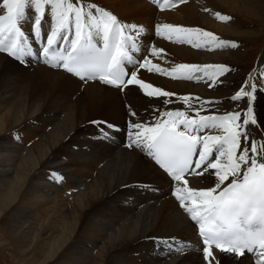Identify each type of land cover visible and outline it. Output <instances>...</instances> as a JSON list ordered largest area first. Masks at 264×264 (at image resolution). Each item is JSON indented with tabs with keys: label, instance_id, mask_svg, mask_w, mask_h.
I'll use <instances>...</instances> for the list:
<instances>
[{
	"label": "bare ground",
	"instance_id": "bare-ground-1",
	"mask_svg": "<svg viewBox=\"0 0 264 264\" xmlns=\"http://www.w3.org/2000/svg\"><path fill=\"white\" fill-rule=\"evenodd\" d=\"M85 2L97 3L114 12L123 23L143 25L146 33L142 43L150 42L163 50L160 58L150 57L153 63L169 69L182 63L222 64L232 69L222 77L224 83L217 87H209L203 77L193 83L146 69L138 70V79L178 96L218 100L209 106L214 112L201 114H221L218 111H227L233 106L228 103V97L244 76L237 69L252 53L244 49L245 43L262 35H258L259 30L252 23L264 24V0H186L175 7L166 6L164 10L151 0ZM205 8L211 11H205ZM215 12L232 19L219 21L212 14ZM164 23L200 28L220 39L236 42L239 47L209 50L174 43L154 34V26ZM23 28L31 35L30 22H25ZM142 53H138L139 56ZM262 57L256 68L263 65L264 55ZM24 61L20 63L6 53H0V140L18 135L20 141H31L28 147L17 150L4 148L0 141V222L4 214L10 216V222L0 227L1 246L7 247L11 256L19 255L23 264H157V261L158 264H205L200 251L202 246L196 239L198 227L171 194L176 184L153 164L145 151L128 146L131 122L152 124L154 109L173 110L185 106L179 101L165 105L162 103L164 98L148 97L137 85L128 86L121 92L96 81H81L64 70L50 67L42 58L25 57ZM130 111L137 115L130 116ZM255 113L264 122V91L257 95ZM56 120L60 121L59 128L56 127V132L49 136L38 135L39 132H33L29 126L30 122L48 126ZM93 120H102L115 127L107 138L103 136L102 141L96 138L95 145L88 144L91 157L85 158L86 147L78 139L74 140V136L90 124L83 130H78L79 125ZM100 125L96 126L99 133L105 127ZM249 131L251 135H258L255 129ZM55 142L59 145L53 148ZM68 144L76 150H66ZM57 154L65 155L66 167H72L71 173H78L76 179L79 182L67 180L61 172H56L62 164L55 163L54 168L38 172L48 173L47 180L42 175V180L40 176L34 177L40 179V182L36 181L39 187L36 188V183L29 179L31 171L46 167ZM52 174L62 179H53ZM186 178L189 186L196 189L207 188L214 181L208 174ZM56 181H63L61 188L64 191L76 188L80 181L87 182L84 192L70 191L64 195L57 189L54 195H40L46 187L51 191V185L56 189L53 185ZM131 187L139 191L128 194L131 196L129 203H123L127 200L123 195ZM150 188L157 192H150ZM115 198L119 201L112 206ZM151 199L153 202L137 209L140 203ZM144 236H152L151 241H143ZM173 239L183 243L173 244L169 252V245L161 242ZM177 247H183L187 252L179 256ZM215 256L219 264H254L255 259L252 255L237 259L218 250H215ZM185 257L189 259L185 260Z\"/></svg>",
	"mask_w": 264,
	"mask_h": 264
},
{
	"label": "snow or ice",
	"instance_id": "snow-or-ice-1",
	"mask_svg": "<svg viewBox=\"0 0 264 264\" xmlns=\"http://www.w3.org/2000/svg\"><path fill=\"white\" fill-rule=\"evenodd\" d=\"M184 2L152 0L161 10ZM212 14L222 22L232 19L220 12ZM25 22L31 24V35L24 31ZM145 33L143 25L123 23L94 2L0 0V53L20 63L25 57L42 58L45 64L63 68L81 81H99L121 92L137 85L148 97L164 98L165 105L177 101L183 104V109H154L152 124L131 122L128 146L145 151L176 184L171 194L198 227L205 264H219L215 250L237 259L251 254L254 264H264V122L255 113L257 95L264 91V65L254 68L233 90L228 97L232 109L222 114H201L214 112L209 106L216 101L178 96L154 87L138 79V70L174 80L204 77L209 87H217L232 69L222 64L162 67L150 57L160 58L163 50L150 42L142 43ZM154 34L197 49L239 47L236 42L196 27L156 24ZM136 115L130 111V116ZM103 123L100 135L107 138L115 126ZM249 129H255L258 137L252 136ZM205 174L214 177L211 186H189L186 177ZM52 178L62 179L56 174ZM161 243L169 245L171 252L173 244L183 242L173 239ZM182 251L183 247H177L178 253Z\"/></svg>",
	"mask_w": 264,
	"mask_h": 264
},
{
	"label": "rangeland",
	"instance_id": "rangeland-1",
	"mask_svg": "<svg viewBox=\"0 0 264 264\" xmlns=\"http://www.w3.org/2000/svg\"><path fill=\"white\" fill-rule=\"evenodd\" d=\"M252 25L255 27V28H257L258 30H259V36L261 35V38H259V39H257V40H253V41H250V42H246L245 43V46H244V49L245 50H249V52L250 51H252V53H251V55H250V57L249 58H247L246 60H244L243 62H244V64L242 65V63L243 62H241L240 63V65H242V67H239L238 69H237V71L239 72V73H242L243 72V80L249 75V73L250 72H252V70L254 69V68H256L257 67V62H258V59H263V55H264V24L262 23V24H258V23H252ZM262 30V31H261ZM256 66V67H255ZM230 108L232 109L233 108V106H230ZM35 115V114H34ZM34 115H32V116H34ZM61 116H63V114L61 115ZM52 124H49L48 126H45L46 125V123H42V122H37V123H35V122H30L29 123V126H31V130L33 131V132H39L38 133V135H43V136H49L50 134H52V133H55L56 131H55V128L57 127V129L59 128V125H60V121L58 120H56V122L55 121H53V122H51ZM59 123V124H58ZM99 123H98V121L97 120H93L92 122H91V124L87 127V129H84L85 128V126H86V123H84L83 125H79L78 126V130H83L82 132L80 131V132H78L77 133V135L76 136H74V140H76V139H78L79 141H81L82 143H83V145H85V153H83L84 154V157L85 158H90L91 157V152L89 151L91 148L90 147H88V144H94L95 142H98V140L100 139L101 141L103 140L102 139V137H100V135L97 133V131H96V129H92V128H96V126L98 125ZM56 125H58V126H56ZM102 125V124H101ZM34 126V127H33ZM53 130V131H52ZM41 131V132H40ZM25 132V131H24ZM8 133H10V132H8ZM58 133H60V132H58ZM94 134V135H93ZM10 135H11V133H10ZM97 136V138H99L98 140H96V136ZM99 135V136H98ZM10 137H12V138H10ZM7 136V137H5L4 139H2V140H0L1 141V144H3L5 147L4 148H6V147H8V148H11V149H20V148H23V147H28L30 144H31V141L29 140V141H27L26 142V140H21L20 141V139H19V137H18V135H16V136ZM18 139H17V138ZM76 138V139H75ZM9 141H8V140ZM31 140H33V139H31ZM5 141V142H4ZM12 141V142H11ZM25 142V143H24ZM27 143V144H26ZM56 144L55 145H53V148L54 147H57L58 145H59V142H55ZM14 144V145H13ZM95 145V144H94ZM10 146V147H9ZM20 146H22V147H20ZM17 147V148H16ZM90 148V149H89ZM65 149L66 150H69V151H73V150H76V147H73L72 145H70V144H68L66 147H65ZM72 149V150H71ZM89 149V150H88ZM61 155V156H60ZM19 156V155H18ZM54 160V161H53ZM53 160H51V161H49V163H47L46 164V167H44V168H40V169H37L36 171L35 170H33V171H31V175H29V179H31V181L33 182H35L36 183V188H39L38 187V185H37V182H40V179H41V175H42V178H44V179H46L47 180V178H49V176H47L46 178H45V176L48 174H46L45 175V173H43V174H40L42 171H44V172H46V169L48 168V167H50L49 169H52V168H54L55 166H54V164L55 165H57V164H62V167L60 168V169H57L59 172H61V174H64L65 176H66V179L68 178V179H74V181L76 180L77 182H79L76 178H78V177H76L77 175H78V173L77 172H73V173H71L73 170H72V167H69V166H67L66 167V161H67V158L65 157V155H63V154H57V155H55V158L53 159ZM65 168H64V167ZM1 169V168H0ZM48 170V169H47ZM58 171H56V172H58ZM38 172H40V173H38ZM79 172V171H78ZM1 174V173H0ZM40 174V175H39ZM57 174V173H56ZM35 176H40L39 178L40 179H38V178H36V180L34 179V177ZM33 177V178H32ZM92 177H94L93 175H92ZM42 180V179H41ZM37 181V182H36ZM88 181V180H87ZM87 181H80V183L77 185V187L76 188H74V189H70V190H66V191H64L61 187H57L56 189H53L52 187V185L50 186V190L51 191H49V189H48V187H46V189H41L42 191H38L39 193H40V195H42V194H48V195H50L51 196V194H55V191L57 190V189H60L59 191H61L62 192V194H64V195H67V194H69L70 193V191L72 192V193H74V192H78V191H83L84 192V190H85V183L87 182ZM50 182V181H49ZM59 184H63V181L62 182H59V181H56V182H53V185H54V188H55V186H58ZM82 184V185H81ZM42 188V187H41ZM150 192H154V193H156L157 192V190H152L151 188L150 189H148ZM42 193V194H41ZM131 193L133 194L134 193V190L132 189V188H130V189H128V192L126 193V194H124L123 196H127L128 194H130L131 195ZM40 198V197H39ZM126 199V198H125ZM128 199V198H127ZM119 201V199H117V198H115L113 201H112V203H111V205L112 206H115V204L116 203H114V202H118ZM149 203V202H148ZM143 204V205H142ZM140 207H144V203H141L139 206H138V209H141ZM23 210H25V211H28L29 212V210H30V208H26V207H21ZM68 208H70V207H68ZM29 209V210H28ZM21 210V209H20ZM22 210V211H23ZM6 215V216H5ZM7 215L8 214H4V216H3V221H1L0 222V227H3V226H5L6 224H8V222H10L8 219H10V216L9 217H7ZM188 224V223H187ZM190 244H191V242H189ZM78 244V243H77ZM79 251H82V248H79ZM185 252H187V251H185ZM184 252V253H185ZM183 253V252H182ZM179 254V256H181V255H183V254ZM133 255V257L135 258V259H137V257L135 256V254L133 253L132 254ZM180 258V257H179ZM186 259L185 260H187V259H189V258H187V257H185ZM169 259V258H168ZM167 259V260H168ZM23 261L22 260H20V256L18 255V256H11V253H10V251H9V249L7 248V247H5V246H1V242H0V264H23L22 263ZM159 263V261H157V264Z\"/></svg>",
	"mask_w": 264,
	"mask_h": 264
}]
</instances>
